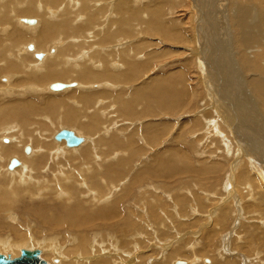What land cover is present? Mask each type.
Segmentation results:
<instances>
[{"label":"rangeland","instance_id":"1","mask_svg":"<svg viewBox=\"0 0 264 264\" xmlns=\"http://www.w3.org/2000/svg\"><path fill=\"white\" fill-rule=\"evenodd\" d=\"M21 1L22 3H18L19 0H0V8L14 12H9L8 15L0 11L3 19H0V47L4 54L13 45V40L5 35L7 33L1 35L4 25L9 32L19 31L29 34L27 37H30L33 34L23 29L19 20L27 18L35 23L39 21L36 18L39 14L36 17L23 16L27 9L30 10L31 0ZM74 1L77 0H54L56 3L52 5L46 0H40L39 3L45 4L51 10L50 15L55 12L53 19L47 14L43 21L52 22L54 30L55 25L61 23L66 15L72 20L75 16L78 17L77 20L82 16L83 22H87L86 12H81L85 11L80 3L84 0L77 1L78 6ZM118 1L121 0L92 2L90 12L98 20L95 27L101 25L98 29H110L106 21L110 12L107 5H115ZM128 2L129 9H122L125 13L118 14L114 10L116 13L113 17L117 18L114 27L117 29L121 26L123 29L122 32L115 29V38L106 47L111 46L107 50L116 45V49L122 48L128 41L127 45L135 50L136 57L145 58L141 62L135 61L134 57L130 60L131 63L141 65L137 62H149L148 71H144L136 81V77H132L131 83L115 82L117 87L113 91L99 87L98 92L118 98H108L99 106L97 103L100 100H97L88 109L87 115V109L83 111L82 122L85 124H91L88 121L91 118L89 112L95 111L98 115L100 112L105 113L99 115L102 121L98 125L91 124V133L95 136H88L95 141L90 145V150L73 154L62 148L66 154L63 160H55L52 165L48 164L51 159L46 160L43 165L39 160L34 162L33 173L30 169L32 176L28 177L30 181L24 180L25 185L24 181L20 183V189L18 185L9 184L6 187L0 178V192L1 189H7L5 194H8L7 202H10L9 209L5 207L0 211V238L9 239L18 245L25 241L23 236H28L26 238L30 240L33 237L35 244L46 241L49 245L55 240L60 245L59 250L63 248V252L60 250L56 255L60 254L64 264H264V160L260 159V156L264 159V97L257 90L255 93L252 91L255 88L254 82L264 83V67L261 66H264V0ZM68 5L75 15L64 12H70ZM243 10L248 13L245 17ZM130 11L134 14L138 11L136 22L133 20L134 23L132 21L129 26L118 24L122 20L132 19L129 18ZM141 13L149 14L147 19L142 18ZM137 20L140 23L142 21V24ZM81 25L82 22L79 26ZM157 25L167 28V31H161ZM54 30H51V38L47 42L51 47L50 52H35V55L45 57L44 63L54 60V54L59 51L68 58L76 57L80 52L93 49L94 52L95 45L92 46L88 40L95 42L102 38V35H94L95 39L81 40L73 45L70 41L72 38L69 41H58L59 36H55ZM69 30L70 35L74 36L73 29ZM251 35L252 39L249 40ZM28 40L32 41L22 44L28 46V50H23L26 54L32 53L30 47L36 49L37 41L32 38ZM66 50L67 54L64 53ZM123 50L125 48L112 56L114 61L119 63L118 55ZM23 52H8L5 58H0V64ZM69 53L71 54L68 55ZM96 53L98 52L95 55L105 60V66L110 69L108 63L111 62L107 57ZM9 55L12 57L8 58ZM34 58L39 62L37 56ZM254 60L257 61L254 63ZM59 62L61 65L56 66L57 70L71 67L72 71H78L77 66L81 64L61 58ZM122 63L124 64L123 61ZM244 68L248 70L245 71ZM47 70L44 69L42 73H47ZM101 71L96 73L100 74ZM262 71V75L258 74ZM16 72L6 70L0 74V117L7 114L12 105H24L32 100L36 101L35 106L38 104L36 107L40 113L35 111L29 117L27 125H23L20 119L13 118L10 120L12 123L4 126H18L16 133L6 134V128H1L0 145L5 147L15 145L16 140L24 141L21 134L33 138L41 132L47 138L60 132L61 127L65 126L59 124L62 121V112L51 114L47 105L48 100L65 97L68 93L66 90L53 92L49 86L67 82L47 80L43 82L40 92L26 94L22 92V88L35 84L20 85L18 81L22 77ZM110 73L113 74L111 70ZM13 78L16 79L12 80ZM72 82L79 85L81 83ZM101 82L94 81L85 86H97ZM240 85L242 94H239L244 95L247 102L237 93ZM148 86L154 89L147 92V101L142 100L144 95L141 96L140 92ZM162 87L166 90L168 88L173 94L175 92V96L171 92L161 95ZM98 92L93 90V93ZM153 92L159 93V98L163 96L161 100L167 101L168 106L163 107ZM114 101L118 103L115 104ZM253 102L255 108L251 105ZM165 108H168V112L164 111ZM217 109L225 111L226 120L220 117ZM75 110L80 111L83 108L77 105ZM119 138L123 143L111 146L110 142ZM95 143H98L96 152L92 150ZM30 144L23 149L21 160L24 165L33 155L34 145ZM227 146L230 148L227 149ZM29 148L32 152L26 154L25 151ZM260 148H263L262 151ZM121 160L124 165L120 164ZM160 165L162 170L166 169L164 174L167 172V175L163 172L160 176L149 172L152 168L159 170ZM115 166L124 172L117 177H107V169L109 172ZM230 176L233 177V182L231 179L232 183H227ZM0 177H5L3 171ZM6 180L12 182L10 179ZM64 180L70 182L66 185ZM18 189L20 192L14 193ZM228 190H233V193ZM64 207L70 208L72 213L77 212L78 218L70 219ZM21 248L22 251L25 247ZM27 248L24 250H44L46 258L43 255V259L53 264L50 258L52 255L48 256L53 249H47L51 251L48 254L42 247ZM3 251V254L9 253L13 257L15 255V251L9 252L8 248Z\"/></svg>","mask_w":264,"mask_h":264},{"label":"bare ground","instance_id":"2","mask_svg":"<svg viewBox=\"0 0 264 264\" xmlns=\"http://www.w3.org/2000/svg\"><path fill=\"white\" fill-rule=\"evenodd\" d=\"M77 1H79V0H77ZM76 1V2H77ZM96 1H98V2H104L105 0H96ZM96 1H94V0H84V1H82V2H80V3H82L81 5H83V8L85 9V11H81V12H86L85 14H87V19H88V21L87 22H83V20L82 19H84V18H81L80 17V19L79 20H77V18L78 17H76L75 16V19L74 20H72L71 19V17L69 16V15H66L65 17H63V19H62V22L60 23L59 22V24H57V25H55V30H54V25L52 24V22H49V21H43V18L44 17H46V15L48 14L49 15V17L51 18V19H53V13H55L53 10V12H52V16L50 15V11L51 10H48L47 9V7H45L44 5L45 4H42V3H39L40 2V0H31L30 1V5H31V8H30V10H26V13H22L23 14V16H35L36 17V15L37 14H39V17L37 16L36 18H38L39 19V21L38 22H36L35 23V21H33V20H27V18L26 19H20L19 21H20V26L23 28V29H25V30H29L30 32H31V34H33V35H31L30 37H27L29 34H27V33H21V32H19V31H13V32H9L8 30H7V28H6V25H4V27L2 28V32H1V35H2V33H7V34H5L6 36H8V37H10L11 38V40H13V45H12V47H11V49H10V51H7L5 54H4V52L2 51L1 52V47H0V58L1 59H3V58H5L4 56L8 53V52H17L18 50H22V52H23V50H28V46L27 45H23L22 46V44H24V43H26V42H30V41H32V40H28L29 38H32L33 40H36L37 42H36V44H35V46H36V49L34 50V48L33 47H30V48H32V53H27L26 54V52H23L22 54L20 53V55H16L15 56V58H11L12 57V55H9L8 56V58H11V60H9V59H7V61H13V62H9V63H7V61H4L5 63H2V64H0V74H2V73H5V71L6 70H10V71H17L16 73H20V76L22 77V79H20L19 80V78H18V82L20 83V85H22V84H25V83H34L35 85H32V86H28V87H25V88H22L23 89V91H22V89H21V91L22 92H24V93H30V94H35L36 92H40L41 91V86H42V84H43V82L44 81H47V80H49V81H57V80H65L67 83L66 84H64L65 85V89H63V90H59V91H54V90H52L51 89V86L53 85V84H51V86H49V89L51 90V91H53V92H61V91H64V90H66V92H68L67 94H65V97H61V98H56V99H50V100H48L49 102V104L47 105V107L48 108H50L51 109V114H57L58 113V111H61L62 112V121H59L60 123V125H65V126H62L61 127V131H63V130H68L69 128H71V130H68V131H71V132H73L74 134H75V136H77V137H79V136H81L82 137V139H83V141H82V143L80 144V145H78V146H75V147H69L68 145H67V143L65 142V140H61V141H58L57 139H56V136H57V134L58 133H60V132H56V133H54L51 137H47V138H45L46 136H44V134H42L41 132H39V133H37L36 134V137H33V138H31V137H29V136H23V134H21L20 136H21V138L22 139H24V141H18V140H16V146L15 145H13V146H10V147H5V146H1L0 145V173L3 171V173H5V177L3 178V177H0L1 178V181L6 185V187H7V185H18L17 187H19V189H20V186H19V184L20 183H22L24 180H26V181H30L29 180V176L31 175V171L33 170V168L35 167V164H34V162H37L38 160L39 161H41V165H43V163H45V161L46 160H48V159H51L52 161H49L48 162V164H50L51 163V165L55 162V160H57L58 162H59V160L60 159H62V158H64V156L66 155L65 154V151L62 149V148H64V149H67L68 151H66V152H69V153H75V154H77V153H80V152H86L87 150H90V148H91V144L95 141V139L94 138H89V136L88 135H93V136H95L94 134H92L91 132H93V130H92V126H91V124H95V125H98V123L100 122V121H102V119H99L100 117H99V115H104L105 113H103V112H100L99 113V115H98V113L97 112H95V111H91V112H89L90 114H91V118L88 120V121H90V123L91 124H85V123H83L82 122V119H84V117H83V111L84 110H86L87 109V113H85V115H87L88 114V109L91 107V106H94L95 105V102L97 101V100H100L98 103H97V106H99V105H103L104 104V102L106 101V99H108V98H118L117 96H108V95H106V93H104V92H98V90H99V87L101 86L102 88H106L105 90H109V91H113L117 86H116V84H115V82L116 83H131L132 81H131V78L132 77H136V79H135V81L136 80H138L139 79V77H140V75L144 72V71H148V68H149V66H148V63L149 62H146V63H138L137 62V64H141V65H136V64H132L131 63V61L130 60H132L134 57H136V52H135V50H133V49H131V48H129V47H131L129 44V46L127 45V43H128V41H127V43H125V46H123L122 48L124 49L125 48V50H123V53H121L120 55H118L119 56V63H118V61L116 62V61H114L113 60V57L112 56H114L115 54H119L118 52L119 51H121L122 50V48L120 47V48H118V49H116V47L118 46V45H116V46H114V47H112V49L111 50H107V48H111V46L110 47H106V45L109 43V41L110 40H113L114 38H115V34L116 33H113V32H115L116 30H118V32H122V27L121 26H119V27H117V29L114 27V25H115V22H117V21H115L116 19H115V17H113L114 15V13H118V14H123V13H125V12H123L122 11V9L123 8H125V9H129V6L130 5H128V0H121V1H118L117 3H115V5H107L109 8H108V12H109V17H107L106 19V21H108V25L110 26V29H98V27H100L101 25H99L98 27H95L98 23H96V22H98V20L96 21V19H95V14L94 13H91L90 11H91V6L90 5H92V2L93 3H95ZM138 2H143L144 0H137ZM45 2V1H44ZM46 2L47 3H49V4H52V5H55V3L56 2H54V0H46ZM61 2V1H60ZM60 2H58V3H60ZM75 2V1H74ZM74 2H72V4L74 3ZM75 2V3H76ZM114 2V1H113ZM115 2H116V0H115ZM18 3H22V1L21 0H19V2ZM66 3H67V1H66ZM69 3H70V1H69ZM79 3V4H80ZM107 3V2H106ZM97 4H99V3H97ZM139 4V3H138ZM14 5V4H13ZM18 5V4H17ZM76 5L78 6V3H76ZM118 5V6H117ZM34 6H35V9H34ZM47 6V5H46ZM66 6H67V4H66ZM69 6V5H68ZM132 6V5H131ZM6 7H9V6H6ZM105 7V6H104ZM9 8H11V7H9ZM78 8V7H77ZM80 9L79 10H81V7H79ZM96 8H97V6H96ZM102 8V7H101ZM134 8V7H133ZM248 8V7H247ZM69 9H70V12L69 11H64V12H66V13H68V14H70V13H73L74 15H75V13H74V11H73V9L69 6ZM239 9V8H238ZM2 10V11H1ZM64 10H67V9H64ZM104 10H105V8H104ZM114 10L116 11V12H114ZM136 10V9H135ZM134 10V11H135ZM0 11L1 12H3V13H9V12H13L12 10H9V12H7L8 10H5L4 11V8H0ZM63 11V10H62ZM61 11V12H62ZM106 11V10H105ZM16 12V11H15ZM102 12V11H101ZM140 12V11H139ZM14 13V12H13ZM59 13V12H58ZM137 13H138V11L134 14V12H131L130 11V16H129V18H132V19H128V20H122V22H119L118 24H122V25H127V26H129L130 25V23L134 20H136L137 18H136V15H137ZM149 13H152V12H149ZM19 14V13H18ZM94 14V15H93ZM142 14V13H141ZM247 11L246 10H243V16L245 17V16H247ZM9 15V14H8ZM8 15H6V16H8ZM99 15V14H98ZM112 15V16H111ZM143 15H145V17H143ZM147 15H149V14H142V18H145V19H147ZM153 17H155L156 15H155V13H153ZM5 16V17H6ZM84 16V15H83ZM147 16V17H146ZM151 16V15H150ZM9 17V16H8ZM7 17V18H8ZM15 17L16 18H19V17H17L16 16V14H15ZM35 18V19H36ZM74 18V17H73ZM97 18V17H96ZM110 18V19H109ZM112 18V19H111ZM259 18V17H258ZM0 19L1 20H3L2 19V16H0ZM109 19V20H108ZM152 20H153V18H152ZM134 21H133V23H134ZM138 21V20H137ZM144 21V20H143ZM147 21V20H146ZM149 21V20H148ZM157 21V20H156ZM1 23H2V21H0ZM8 22H9V20H8ZM80 22H82V25L81 26H79L80 25ZM136 22V21H135ZM139 23H140V21H138ZM151 22H153V21H151ZM240 22V21H239ZM10 23V22H9ZM144 23V22H143ZM147 23V22H146ZM149 23V22H148ZM156 23V22H155ZM28 25V26H36V24H38L35 28H30V27H27L26 25ZM77 24H79V25H77ZM107 24V23H106ZM140 24H142V21H141V23ZM149 24H151V23H149ZM157 24H160V23H157ZM148 25V24H147ZM158 27H159V25H157ZM165 26V25H164ZM241 26V25H240ZM242 27H243V25H242ZM53 28V29H52ZM96 28V29H95ZM153 28V27H152ZM160 28V30L161 31H167L166 29H165V27H159ZM13 29H15V27H13ZM69 29H73V32H72V34L74 35V36H71L70 34V30ZM116 29V30H115ZM200 29V28H199ZM259 29V28H258ZM17 30V29H16ZM51 30H54L55 32H54V34H55V36H59V40L58 41H61V40H68L69 41V38H72L70 41H72V43L71 44H77V42H79V41H81V40H88L89 38H91V39H95L96 38V36H94V35H97V36H100L101 37V35H102V38L101 39H97V40H95V42L93 41L92 42V40H88V41H91V43H92V46H94V48H95V51L93 52V50L92 51H85V52H80L79 53V55H77L76 57H71V58H68L67 57V55H65V54H63V53H61L60 51L59 52H57V53H55L54 54V57H55V59L54 60H51V61H48L47 63H44L45 61H46V59H44L45 57L44 56H42V55H38V54H36L35 55V52H37V51H40V52H50V46L49 45H47L48 43L47 42H49V39L51 38L50 36H51ZM57 30V31H56ZM98 31V32H97ZM200 31H201V29H200ZM23 32V31H22ZM53 32V31H52ZM156 32V31H155ZM209 32V31H208ZM10 33V34H9ZM132 34V33H131ZM133 34H135V33H133ZM163 34H165V33H163ZM92 35V36H91ZM161 35H162V32H161ZM84 36V37H83ZM104 36V37H103ZM126 36V35H125ZM199 36H200V34H199ZM210 38V37H209ZM178 39V38H177ZM216 39V38H215ZM252 39V35H251V37H250V39L249 40H251ZM67 41V42H68ZM97 41V42H96ZM200 41V40H199ZM88 43V42H87ZM130 43V42H129ZM131 44V43H130ZM51 45V44H50ZM100 45H102V46H100ZM217 45V44H216ZM264 45V44H263ZM145 46H147V45H145ZM136 47V46H135ZM227 47V46H226ZM261 47V46H260ZM132 48H134V47H132ZM137 48V47H136ZM228 48V47H227ZM261 48H263V47H261ZM260 48V49H261ZM146 49V48H145ZM64 50V49H63ZM139 50V48L137 49V51ZM204 50V49H203ZM248 50V49H247ZM263 50V49H262ZM145 51V50H144ZM255 51V50H254ZM19 52H21V51H19ZM67 52H68V50H66L64 53H66L67 54ZM95 52H98V53H96V54H99V56H106L107 57V59L111 62V63H108L109 65H110V69H108L109 67L107 66H105V64H104V62H105V60L103 61V60H101V58L100 57H97L96 55H95ZM122 52V51H121ZM250 52V51H249ZM71 53H73V52H71ZM71 53H69L68 55H70ZM139 53V52H138ZM16 53H14V55H15ZM19 54V53H18ZM24 54H26V55H24ZM145 54V53H144ZM148 54V53H147ZM242 54V53H241ZM149 55V54H148ZM252 55V54H251ZM35 56H37L40 60H39V62L38 61H36L37 59H35L34 57ZM155 56V55H154ZM221 56V55H220ZM252 56H254V55H252ZM44 57V58H43ZM140 57V58H139ZM243 57V56H242ZM59 58H61V60H63V59H66V60H68V61H70V62H73V63H76V62H81V64L79 65V66H77L78 67V71H72V68L71 67H69V68H64L63 70H57V69H55L56 68V66H58V65H61V62H59ZM244 58V57H243ZM262 58H263V56H262ZM105 59V58H104ZM111 59V60H110ZM115 59V58H114ZM245 59V58H244ZM261 59V58H260ZM264 59V58H263ZM113 60V61H112ZM138 60H141V62H143V60H145V58L143 59V58H141V56H137L136 58H135V61H138ZM242 60V59H241ZM15 61V62H14ZM122 61L124 62V64L122 63ZM205 61V60H204ZM255 61H257V60H254V63H255ZM261 61V60H260ZM1 62V61H0ZM34 62H37V63H34ZM228 62V61H227ZM246 62V61H245ZM200 63V62H199ZM247 63V62H246ZM245 63V64H246ZM254 63H252V64H254ZM260 63V62H259ZM30 64V66H27V65H29ZM249 64V63H248ZM2 66L4 67V68H2ZM247 66V65H246ZM255 66H257V65H255ZM262 67H264L263 65H261ZM148 67V68H147ZM207 67V66H206ZM259 67V66H258ZM248 68V67H247ZM256 68V67H255ZM44 69H48L47 70V73H42L43 72V70ZM245 69V68H244ZM258 69V68H257ZM102 70V71H101ZM110 70H111V72L113 73V74H111L110 73ZM246 70H248V69H245V71ZM96 71H101L102 73H100V74H97L96 73ZM208 71V70H207ZM257 71H260L259 69L257 70ZM206 72V71H205ZM248 72V71H247ZM251 72V71H250ZM121 74V75H119V76H116V75H114V74ZM261 73H263V71L262 72H259L258 74H260V75H262ZM206 74V73H205ZM209 74V73H208ZM19 75V74H18ZM209 75H211V74H209ZM6 76V75H5ZM8 77H10V75L8 76ZM259 77H261V76H259ZM217 78V77H216ZM253 78V77H252ZM14 79H16V78H13L12 80H14ZM167 79V78H166ZM258 79V78H257ZM262 79V78H261ZM103 80V81H102ZM105 80H109V81H106L105 82ZM251 80V79H250ZM253 80V79H252ZM72 81H79V82H81L80 83V85L79 84H77V83H73ZM101 82V83H99V85H97V86H92V87H86L85 85L86 84H89V83H93V82ZM133 81H134V79H133ZM17 82V83H18ZM110 82H113L114 84H112V83H110ZM213 82V81H212ZM250 82V81H249ZM169 83V82H168ZM237 83H239V81L237 82ZM54 84H56V83H54ZM61 84H63V83H61ZM240 84V83H239ZM254 84H255V88H254V90H252L254 93H255V91L257 90L258 91V93L261 95V97H264V83H262V81H256V83L254 82ZM19 85V84H18ZM26 85V84H25ZM24 86V85H23ZM79 86V87H78ZM251 86H254L253 84L251 85ZM76 87H78V88H76ZM247 87V86H246ZM74 88V89H73ZM75 88H76V90H75ZM149 88L151 89V86H148L145 90H143V91H141L140 93V95L142 96V95H144V97H143V99L142 100H146L147 101V99H149V93L150 92H152V90L154 89H151V90H149ZM71 89H73V90H71ZM171 89V88H170ZM93 90H96V92H98V93H93ZM160 90H162L161 91V95H163V94H166V92H171L170 90L168 91V88H167V90H166V88H164V87H162V89H160ZM172 90V89H171ZM237 93L239 94V93H241V91H242V87H241V85L239 86V88L237 87ZM2 91H4V90H2ZM7 91V90H6ZM9 91V90H8ZM138 91V90H137ZM173 91V90H172ZM256 91V92H257ZM19 92V91H18ZM95 92V91H94ZM147 92H149V93H147ZM154 94H156V96L158 97L157 98V101L159 102L160 101V103L162 102V104L161 105H163V107H165V105H167V101L165 102V100H161V98L163 97V96H161L160 98H159V93H156V92H153ZM152 94V93H151ZM153 94V95H154ZM168 94V93H167ZM171 94L173 95V96H175L174 94H175V92H174V94L171 92ZM212 94V93H211ZM242 94V93H241ZM241 94H239V96H241L245 101H246V99L247 98H245L244 97V95H241ZM6 95V94H5ZM56 95H58V94H56ZM213 95V94H212ZM257 95V94H256ZM4 96V95H3ZM62 96V95H61ZM215 96V95H214ZM239 96L237 95V97H238V99H239ZM32 97H34V96H32ZM136 97V96H135ZM172 97V96H171ZM216 97V96H215ZM236 96H235V98H237ZM114 98V99H115ZM138 98H140V97H138ZM150 98H151V100H152V97L150 96ZM35 100H36V98H34ZM156 99V98H155ZM165 99V98H164ZM169 99V98H168ZM172 99V98H171ZM45 100V99H44ZM170 100V99H169ZM240 100V99H239ZM257 100V99H256ZM153 101H155V100H153ZM171 102H172V100H170ZM259 101V100H258ZM35 102L36 101H34V100H32V101H28V103H25L24 105H20V103H16L15 105H12L11 107H12V109L11 110H9L8 109V111L9 112H7V114H4L3 115V117H0V129L1 130H3V128H6L5 130V132H6V134H10L11 132L12 133H16V132H18V131H16L17 130V128H18V126H13V125H10V126H6V127H4L5 125H7V124H10V123H12V122H10V120H13V118L14 119H20L21 120V122H22V124L23 125H27L28 124V122H29V117L31 116V115H33V114H35V111H38L37 113H40L39 111V109L35 106ZM115 102V101H114ZM113 102V103H114ZM138 102V101H137ZM136 102V103H137ZM247 102V101H246ZM116 103H118V102H115V104ZM261 103V102H260ZM78 105V107H82L83 108V110H80V111H76L75 110V107H77V105ZM135 104V101H134V103H133V105ZM172 104V103H171ZM215 104V103H214ZM133 105H131V106H133ZM160 105V106H161ZM252 106H253V108H255V102H253L252 104H251ZM258 105H259V103H258ZM168 106V105H167ZM257 106V105H256ZM21 108V109H17V108ZM162 107V108H163ZM172 107V106H171ZM218 107V106H217ZM3 108H5V107H3ZM85 108V109H84ZM262 108H263V106H262ZM59 109V110H58ZM167 109L168 108H165L164 109V111H167ZM171 109V108H170ZM175 109V108H174ZM222 109V108H221ZM223 109H224V107H223ZM245 109V108H244ZM0 110H1V108H0ZM4 110H6V109H4ZM4 110H3V112H4ZM97 110V109H96ZM172 110V109H171ZM170 110V111H171ZM219 109H217V113L220 115V117L221 118H225V114L226 113H224L225 111L224 110H221V111H218ZM49 111V110H48ZM64 111V112H63ZM97 111H99V110H97ZM125 111V110H124ZM168 112V111H167ZM245 112V111H244ZM95 113H97V114H95ZM256 113V112H255ZM19 114H21V115H19ZM167 114V113H166ZM229 115V114H228ZM227 115V116H228ZM259 115V114H258ZM261 115H262V113H261ZM258 117V116H257ZM4 119V120H3ZM103 120H104V118H103ZM225 120H226V118H225ZM261 121V120H260ZM49 123L50 124H52L50 121H49ZM16 125L18 124V123H15ZM208 124V123H207ZM2 125H3V127H2ZM52 125H54V124H52ZM94 125V127H96ZM64 128H68V129H64ZM60 129V128H59ZM75 130V131H74ZM232 130V129H231ZM59 131V130H58ZM81 133H83V134H81ZM85 133H87V134H85ZM246 133V132H245ZM101 134V133H100ZM97 136V135H96ZM219 136V135H218ZM224 136V135H223ZM1 137V136H0ZM13 137V136H12ZM38 137V138H37ZM44 137V138H43ZM80 137V138H81ZM84 137H86V139L84 138ZM245 137L246 138H248V135H245ZM244 138V137H243ZM87 139H88V141H87ZM225 139V138H224ZM52 140H54V142L55 143H57V145L60 147V148H58V146L56 145V144H53V141ZM114 140V139H113ZM113 140L110 142L111 143V146H116V145H120V144H122L123 143V141H121V139L119 138V139H117L116 141H114L113 142ZM226 140V139H225ZM9 141V140H8ZM31 141V142H30ZM20 142V143H19ZM8 143V142H7ZM22 143V144H21ZM31 143V144H30ZM108 143V142H107ZM28 144H30V145H34V151H33V155L30 157V158H28L27 160H26V164L24 165L23 163L24 162H22V160L21 159H23V149H25L27 146L26 145H28ZM10 145V144H9ZM97 145H98V143H95V144H93V146H92V150H97ZM26 146V147H25ZM29 147V146H28ZM89 147V148H88ZM228 148H230V146H227V149ZM247 148V147H246ZM245 148V149H246ZM261 149V148H260ZM263 149V148H262ZM262 149H261V151H262ZM111 150V149H110ZM230 150V149H229ZM247 150H248V148H247ZM26 152V154H31V152H32V149H28L27 151H25ZM96 152V151H95ZM248 152H250V150H248ZM229 153V152H228ZM230 154V153H229ZM252 154L254 155L255 154V152L253 151L252 152ZM261 154V153H260ZM13 155V156H12ZM17 155V156H16ZM96 155V154H95ZM262 155V154H261ZM9 156V157H8ZM62 156V157H61ZM69 156V155H68ZM9 158L8 160L6 159V158ZM12 157V158H11ZM258 158H259V156H257ZM20 158V159H19ZM6 159V161H4ZM260 159L263 161L264 159H263V156L261 157L260 156ZM14 160L17 162V164L16 165H13V162H14ZM63 160V159H62ZM65 160V159H64ZM122 161V160H121ZM120 161V162H121ZM125 161V160H124ZM114 162V161H113ZM162 161H160V163H161ZM163 163V162H162ZM33 164H34V167H33ZM116 164H118V162H116ZM121 165L123 164H125V163H123V161L120 163ZM164 164V163H163ZM247 164V163H246ZM249 164V163H248ZM46 164H44V166H45ZM4 166V167H3ZM6 166H7V171L9 172V173H14V174H9L7 171H6ZM44 166H40V168H43ZM164 167V166H163ZM167 167V166H166ZM110 168V167H109ZM161 168V169H160ZM165 168V167H164ZM169 168V167H168ZM19 169H21V170H19ZM30 169H31V171H30ZM47 169V168H46ZM124 169V168H123ZM159 170H153V168L152 169H150V171L149 172H151V173H155L156 175L158 174L159 176L160 175H162V172H163V174H164V171L166 170V169H164V170H162L163 168H162V165H160V167L158 168ZM149 170V169H148ZM169 169H167V171H168ZM124 171L123 170H121V169H119L117 166H115V168L114 167H111L110 168V170H109V172H108V169H107V172L105 173V174H108V176L107 177H112V176H115V177H117V176H119V175H121L122 173H123ZM233 172V171H232ZM242 171H238V173H241ZM261 172V171H260ZM32 173H33V171H32ZM167 173V172H166ZM165 173V174H166ZM164 174V175H165ZM167 175V174H166ZM32 176V175H31ZM259 177V176H258ZM68 178V177H67ZM67 178L65 179V180H67ZM108 178V179H109ZM6 179H10L12 182L11 183H9ZM28 179V180H27ZM61 179V178H60ZM63 179V178H62ZM61 179V180H62ZM112 179V181H113V178H111ZM231 179H232V182H233V177H229V182L227 181V183H232L231 182ZM64 180V181H65ZM115 180V179H114ZM64 181H62V182H64ZM35 182H37V180L35 181ZM34 181H33V183L36 185V183H35ZM66 182V181H65ZM64 182V183H65ZM67 182H70V181H67ZM66 182V185L68 184ZM31 182H29V184H30ZM64 183H61V184H64ZM263 183V185H264V181L262 182ZM23 184L25 185V181L23 182ZM28 184V185H29ZM21 186H22V184H20ZM65 185V184H64ZM64 185H62V186H64ZM65 185V186H66ZM70 185V184H69ZM73 185V184H72ZM231 186H232V184H230ZM226 186V185H225ZM1 187H3V186H1ZM11 187V186H10ZM15 187V186H14ZM14 187H12V188H14ZM227 187V186H226ZM229 187V186H228ZM246 187V186H245ZM264 187V186H263ZM5 188V187H4ZM74 188V187H73ZM16 190V192H14V193H17V192H20V190ZM68 189V188H67ZM226 189H228V188H226ZM31 190V189H30ZM41 190H43V188H41ZM62 190H64V189H62ZM69 190H72V189H69ZM7 191V189H1V192H0V211L1 210H3L5 207H8V205H9V203L10 202H7V196H8V194H5V192ZM37 191V190H36ZM67 191V190H66ZM229 191V190H228ZM231 191V190H230ZM229 191V192H230ZM71 192V191H70ZM68 193V192H67ZM66 193V194H67ZM230 193H233V190H232V192H230ZM229 194V193H228ZM231 196H233L232 194H231ZM229 197H230V195H229ZM230 199V198H229ZM9 201V200H8ZM12 202V201H11ZM79 207V206H78ZM112 207V206H111ZM67 207H64V210H66V213L68 214V216H69V218L70 219H72L73 218V220L74 219H76V218H78L77 216V212H73L72 213V211L70 210V208H67L68 209V212H67V209H66ZM8 209H9V207H8ZM75 210H76V208H75ZM6 211V210H5ZM4 211V212H5ZM8 213H9V211H8ZM62 213V212H61ZM154 213V212H153ZM111 214V213H110ZM6 215V214H5ZM83 215V214H82ZM79 216H81V215H79ZM146 217V216H145ZM12 218V217H11ZM82 218H83V216H82ZM71 221V220H70ZM133 227V226H132ZM26 237H28V236H26ZM25 236H23L22 237V239H24L25 241L23 242V243H21V245H18V244H14L13 242H11L9 239H2V238H0V254H2V255H5L6 257H10V258H17V257H19L20 256V254H21V247H25V248H27V247H42V248H44V249H46V251H48V250H50V249H53L54 250V252H53V250H51L50 252L48 251V256H50V255H52L50 258H51V260H52V262H53V264H60V263H62V264H64L63 263V261L61 260L62 258H60L59 257V255L57 254L56 255V253H60V250H61V248H60V250H59V247H60V245L58 244V242L56 241V242H54L55 240H52L51 242H50V244L48 245L47 244V242L46 241H43V242H39V243H37V244H35V240H34V238L32 237V239L30 240V238L28 239V238H26ZM30 237V236H29ZM97 238V237H96ZM134 243V242H133ZM41 244V245H40ZM59 246V247H58ZM103 247V246H102ZM5 248H8V250H9V252H11L10 250H12V252L13 251H15L14 253H15V255H14V257H13V255H9V253L8 254H3V252H5V251H3V249H5ZM25 248H23V250L25 249ZM30 248H27V249H30ZM32 249V248H31ZM37 249H39V248H37ZM48 249V250H47ZM63 249V248H62ZM35 250V249H34ZM32 251V250H31ZM40 251H41V258H43V255L45 256V258H46V254H43V251H42V249H40ZM61 252H63L62 250H61ZM55 253V254H54ZM91 254V253H90ZM116 254V253H115ZM65 255H66V253H65ZM68 255V254H67ZM47 256V257H48ZM88 257V256H87ZM69 260V259H68ZM71 260V259H70ZM46 261V260H45ZM84 261V260H83ZM93 261V260H92ZM178 261V260H177ZM47 262V261H46ZM94 262V261H93ZM49 263V262H48ZM71 263V262H70ZM97 263V262H96ZM106 263V262H105ZM175 263V262H174ZM183 262H180V264H182ZM74 264V263H73Z\"/></svg>","mask_w":264,"mask_h":264},{"label":"water","instance_id":"3","mask_svg":"<svg viewBox=\"0 0 264 264\" xmlns=\"http://www.w3.org/2000/svg\"><path fill=\"white\" fill-rule=\"evenodd\" d=\"M54 91H59L65 89V85L61 83H56L51 86ZM56 139L58 141L65 140L69 147H75L82 143L83 139L75 136V134L68 130H63L57 134ZM17 162L14 160L13 165ZM0 264H49L43 258H41L40 250H22L21 255L17 258L6 257L0 254ZM180 264V262H177Z\"/></svg>","mask_w":264,"mask_h":264}]
</instances>
